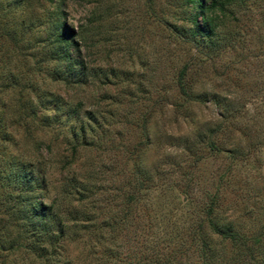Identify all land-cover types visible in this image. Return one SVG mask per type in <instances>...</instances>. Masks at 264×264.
<instances>
[{"label":"rangeland","instance_id":"obj_1","mask_svg":"<svg viewBox=\"0 0 264 264\" xmlns=\"http://www.w3.org/2000/svg\"><path fill=\"white\" fill-rule=\"evenodd\" d=\"M59 2L0 0V109L18 114L20 100L34 97L20 85L7 88L15 75L83 102L77 121L93 114L89 144L75 155L58 126L33 138L24 126L12 128L19 152L46 170V202L71 218L91 216L75 221L66 241L72 260L203 264L197 233L201 225L210 233L215 212L247 238L212 235L215 264H264V0H224L213 13L216 33L199 51L166 23L190 29L195 9L186 0H62L96 75L85 84L55 80L53 62L40 72L34 66L47 46V24L38 23ZM185 65L196 100L178 84Z\"/></svg>","mask_w":264,"mask_h":264},{"label":"trees","instance_id":"obj_2","mask_svg":"<svg viewBox=\"0 0 264 264\" xmlns=\"http://www.w3.org/2000/svg\"><path fill=\"white\" fill-rule=\"evenodd\" d=\"M58 2L60 0H57ZM224 0H186V5L195 9L186 20L190 29L166 20L172 32L185 37L198 51L202 49L206 39L216 32V22L213 13L225 3ZM64 8L62 0L54 4V8L45 11V21H39V26L47 24V37L44 41V54L34 66L39 72L44 61L53 62L49 73L55 80L64 84H85L90 77L96 75L88 72L87 64L80 56L81 46L77 37L80 33L70 27L63 18ZM35 25L27 28L33 30ZM8 36L14 39L15 35ZM188 66L180 71L178 84L182 95L188 101L196 100L185 82ZM22 84L18 76L10 75L7 88L21 86L30 89L33 98L21 99L16 106L18 114L8 113L9 110L0 109V264H78L66 250V241L73 233L75 221L90 220L89 214L72 215L65 210L56 208L54 203L46 202L48 180L46 170L38 162L30 159L31 155L19 152L18 140L14 137L12 128L16 125L24 126L30 136L34 137V130L59 127L64 140L75 155L79 145L89 144L88 133L95 129L93 114L85 112V118L77 121L81 116L83 102L72 104L61 94L51 90H40L34 82L27 79ZM2 87V86H1ZM10 108V107H9ZM73 118L75 120H73ZM94 123V125L92 124ZM32 137V138H33ZM40 142V141H38ZM215 146L214 142H210ZM16 148V149H15ZM14 149V150H12ZM17 150V151H15ZM139 186L142 182L139 180ZM137 183V185H138ZM75 188L79 193L82 186ZM85 188L83 187L82 190ZM73 192V191H71ZM211 211V210H210ZM215 212H208L210 233L203 231L202 225L197 234L200 243V256L203 264H215V250L212 247V235H217L232 243H246V236L234 230L233 226H225ZM83 217V218H82ZM76 222V223H77ZM23 250L26 259L18 261L12 258L16 251ZM250 255L253 249H249Z\"/></svg>","mask_w":264,"mask_h":264}]
</instances>
